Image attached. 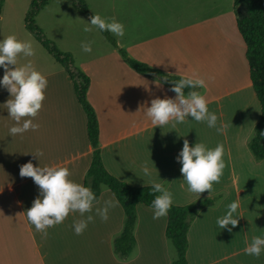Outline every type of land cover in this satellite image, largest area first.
<instances>
[{"label":"crops","instance_id":"1","mask_svg":"<svg viewBox=\"0 0 264 264\" xmlns=\"http://www.w3.org/2000/svg\"><path fill=\"white\" fill-rule=\"evenodd\" d=\"M85 2L92 14L115 17L124 24L123 37L110 34L130 57L171 75L204 78L207 90L201 92L208 100V109L216 113L217 127L221 123L227 126L218 133L206 122L190 118L175 126L171 122L153 126L144 107L150 106L152 98H174L175 93L164 83L134 71L101 32H84L82 28L89 17L67 0H53L35 20L48 37L40 20L43 13L50 14L57 33L51 37L53 40L48 38L62 52L70 53L90 78L88 99L98 116L101 157L107 171L134 187L150 186L152 180L168 181L172 205L176 206L221 195L214 206L200 211L191 225L189 264H264V252L255 257L243 251L253 236H264V187L256 188L254 184L255 177L264 181V161L257 162L248 148L260 120L261 106L250 80L234 0ZM53 5L57 6L54 10ZM81 41H92V52H82ZM45 52L53 64L44 59L48 67L32 62L48 79L42 107L33 118L40 125L37 130L10 135L9 128L16 122L3 105L10 94L0 87V264H172L174 245L166 237L167 215L153 219L152 209L142 204L137 207L132 253L127 258L115 253L114 240L123 232L126 217L112 192L103 187L93 211L85 213L94 219L80 235L73 230V222L84 218L78 212H70L46 234L28 222L24 212L39 189L31 177L19 175L20 165L30 160L34 166L58 164L69 169L70 179L84 184L93 159L87 118L70 76ZM21 61L24 63L18 58V63ZM3 72L0 68V77ZM185 139L190 146L197 141L208 147L224 145L223 174L218 183L213 182L210 192L205 190L199 196L187 191L179 171L181 164L176 160ZM34 153L42 154L38 158ZM145 163L151 169L150 177L141 171ZM237 195L239 207L233 213L238 218L237 225L219 228L217 217L225 214ZM105 200L115 203L108 219L102 221L95 209L102 207ZM252 204L261 211L257 219L251 217Z\"/></svg>","mask_w":264,"mask_h":264},{"label":"clouds","instance_id":"2","mask_svg":"<svg viewBox=\"0 0 264 264\" xmlns=\"http://www.w3.org/2000/svg\"><path fill=\"white\" fill-rule=\"evenodd\" d=\"M94 13V12H93ZM93 29L99 32H109L116 37H123L125 26L115 17H104L94 13L89 21L83 25L84 32ZM92 41H81L82 52H92ZM36 50L29 39H19L15 34H9L0 38V68L4 69L0 77V87L5 88L10 94L4 102L8 116L16 123L9 128L10 135L23 134L29 129L35 131L40 125L33 118L38 115L45 99V89L48 79L45 74L37 70L31 60L18 63L19 57H33ZM15 67H11V66ZM211 78V77H210ZM160 80L170 81L171 91L175 97L152 98L150 106L144 107V114L150 119L153 126H164L170 122L184 123L187 119L196 122H206L209 128L223 132L226 125L221 123L217 127V115L208 109V100L203 92L207 90L206 81L201 77L181 76L179 79H171L162 76ZM185 89H188L185 92ZM36 157L42 153H34ZM224 145L217 143L214 147H208L203 142H195L190 146L185 139L176 160L181 164L179 169L183 181L187 184V191L197 194L212 189L213 182H219L223 174L225 163L223 160ZM144 176H151L152 172L145 163L141 165ZM19 175L31 177L38 186L39 194L32 201V205L24 213L28 222L37 231L46 234V230L56 224L62 223L70 212H78L83 219L73 222V230L76 235L82 234L88 223L94 217L89 214L93 211V204L98 202L96 193L90 186L78 183L70 179V171L67 167L52 164L34 166L30 161L20 165ZM168 181H150L149 191L154 193L150 208L152 218L158 219L166 216L172 207V193L169 190ZM183 187V185H181ZM238 196V195H237ZM115 201L105 200L102 207L96 208L95 213L102 221L108 219V212L114 206ZM239 207V196L227 205V211L221 217H217L216 224L223 229L227 226L235 227L238 218L233 216ZM231 231V228H228ZM246 255L259 257L264 252V236H253L243 249Z\"/></svg>","mask_w":264,"mask_h":264},{"label":"trees","instance_id":"3","mask_svg":"<svg viewBox=\"0 0 264 264\" xmlns=\"http://www.w3.org/2000/svg\"><path fill=\"white\" fill-rule=\"evenodd\" d=\"M53 0H32L25 17L26 29L43 46V48L66 70L74 86L80 106L87 118L88 138L93 148V159L86 174L84 184L90 186L100 200L102 187H107L125 212L123 232L114 240V251L121 258H127L136 244L134 229L137 222V207L142 204L150 208L154 193L150 186H130L111 175L105 168L100 150V128L96 111L88 99L90 78L75 64L70 53L62 52L54 41L37 25L36 17ZM75 9L86 17L93 15L85 0H67ZM5 0L0 1V9ZM234 14L237 28L246 45V60L253 90L261 106V116L254 128V135L248 142V148L257 162L264 161V0H234ZM102 35L116 48L126 63L138 74L150 79L159 80L162 76L179 79L152 68L128 55L120 49L116 40L107 31ZM171 89L170 81H163ZM188 89H185L187 92ZM201 91V90H200ZM221 195L204 198L185 206L172 205L167 218L166 237L176 249L177 259L172 264H189L187 252L189 248V230L200 211L214 206ZM97 203V202H95ZM94 203V204H95Z\"/></svg>","mask_w":264,"mask_h":264},{"label":"rangeland","instance_id":"4","mask_svg":"<svg viewBox=\"0 0 264 264\" xmlns=\"http://www.w3.org/2000/svg\"><path fill=\"white\" fill-rule=\"evenodd\" d=\"M30 2L31 0H5L0 9V38L9 34H15L19 39L31 40L36 50V54L33 57H19V59L24 60V62H26L27 59H31V61L34 63H37L44 67H48V64H53L52 58L45 52V50L40 45H38V43H35L36 41L33 39L32 35H30L25 29V15ZM63 3H65V1ZM51 8H53L52 10H54L57 8V6L53 5ZM50 18L51 16L47 12L43 13V17L40 20V22L43 23L44 27H46L50 36H48L49 38L54 37L57 33L55 23L51 21ZM38 58H41V60H36ZM42 59H44L48 64L44 63ZM21 63H23V61H21ZM253 135L254 131L250 136V139L253 137ZM254 180H256V182L254 183L256 184V188L264 187V181H262L258 177H255ZM103 190L108 191L109 189L107 187H103ZM253 196L255 197L256 195L253 194ZM252 205L254 209L250 211L251 217L254 216L253 218L257 219L258 217H260L259 215H261V211L258 210V205ZM171 253L174 261H176L177 253L175 247H172Z\"/></svg>","mask_w":264,"mask_h":264}]
</instances>
